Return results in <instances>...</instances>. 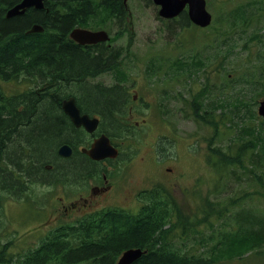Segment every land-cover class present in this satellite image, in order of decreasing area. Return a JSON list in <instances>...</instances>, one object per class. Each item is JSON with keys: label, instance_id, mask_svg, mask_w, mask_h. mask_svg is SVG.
Masks as SVG:
<instances>
[{"label": "rangeland", "instance_id": "374dc122", "mask_svg": "<svg viewBox=\"0 0 264 264\" xmlns=\"http://www.w3.org/2000/svg\"><path fill=\"white\" fill-rule=\"evenodd\" d=\"M119 5L126 7L127 16L110 17L101 5H95L86 25L104 29L110 36L101 55L107 59L108 70L64 82L58 92L73 95L79 106L97 115L100 124L94 134L107 135L121 151L105 164L81 153L93 135L67 122L56 124V109L48 98L30 121L22 117L23 125H13L18 118L5 120L3 125L11 124L15 132L4 152L14 153L17 163L23 149L20 140L33 141L24 144L26 174L18 179L11 174L17 167L9 163L6 185L0 187V249L10 242L5 246L9 254L10 248L13 253L28 252L46 238L45 233L61 225L119 207L128 209L121 210L127 215L118 222L122 229L133 224L139 206L150 200V205L165 211L160 244L196 263L264 264V242L255 252L240 239L229 243L223 239L232 232L238 215L264 216V192H255L259 185L256 177L251 178L256 169L247 161L243 163L247 168L229 163L234 149L242 144L240 132L247 135L244 144L249 153L255 140L250 132L264 124L257 114V101L264 94V0H206L214 23L205 27L165 21L151 0H125L124 7ZM214 34L228 42H217L215 36L210 44ZM33 81L26 77L0 80L12 109H19L12 94L28 93ZM120 85L129 89L123 104L93 90L102 86L122 94ZM196 92L200 96L195 100ZM135 93L137 99H133ZM31 99L30 108L36 103ZM103 102L108 104L101 107ZM28 111L27 105L23 112ZM38 124L40 128L35 129ZM8 129L0 128V145ZM65 142L74 148L71 157L57 154V147ZM223 150L228 162L219 177L213 166ZM31 155L42 160L40 168L31 163ZM253 160L259 164L262 158L254 154ZM103 171L112 185V201L78 204L74 212L66 209L78 194L101 183ZM143 188L140 200L132 203L131 195ZM125 195L129 201L122 203ZM167 196L170 206L161 202ZM102 203L106 207L100 209ZM68 241L79 240L72 235ZM4 261L0 259V264Z\"/></svg>", "mask_w": 264, "mask_h": 264}, {"label": "trees", "instance_id": "16d2710c", "mask_svg": "<svg viewBox=\"0 0 264 264\" xmlns=\"http://www.w3.org/2000/svg\"><path fill=\"white\" fill-rule=\"evenodd\" d=\"M19 2L20 0H0V79L12 80L20 75L34 77L37 73L41 77V82L43 81L41 86L43 87V83L49 85L44 86L47 88L45 91L33 88L24 93L18 102V110L12 109L10 102H7L10 100L9 94L0 87V128H10L3 132L0 161L4 151H7L8 141L15 132V127L11 128V124L3 125L5 120L18 118L19 120L12 124L23 125L22 117L26 116L27 121H30L28 118L35 114L40 103L48 98L51 101L50 106L56 109L54 116L56 124L69 123L67 116L60 111V99L56 98L60 94L58 91L62 83L82 80L94 72L108 70L106 57L101 58L106 45L105 47L100 43L83 45L73 41L68 35L72 27L87 25L94 15L95 5H101L103 7L101 10L106 11L110 17H119L124 11L119 5L122 0H44L42 10L30 7L23 14L6 18L5 11ZM179 21L188 24L187 15L182 14ZM34 23L42 25L45 30L42 33H28L30 25ZM75 63L82 64L75 68ZM51 83H56L57 86L48 89ZM262 88L264 89V85ZM93 90L110 94L117 104L123 103V96L117 89L109 90L97 86ZM12 95L14 98L19 97L18 94ZM31 98L36 103L30 108ZM104 104L108 103L103 102L100 106L103 107ZM27 105L29 111L25 115L23 110ZM79 107L81 111L86 112L83 105ZM34 128H40V124ZM250 136L255 137V140L249 147V163L256 169L253 175L256 177L255 183L264 188V166L253 160L254 151L264 159V128L252 130ZM30 141H33L32 138ZM30 141L21 139L18 144L20 148L25 149L24 144H29ZM226 155H228L226 151H222L221 159L217 161L219 177L225 167L222 160L228 162L225 159ZM243 155V148L240 147L232 155L229 163L234 165V168H247L241 161ZM29 158L37 167L42 165L40 158H32V155ZM157 195L161 198V194ZM161 202L170 206L172 200L167 196ZM164 212L163 207L150 205L148 200L140 208L139 215L133 216L135 217L133 224L122 229L119 228L118 222L127 215L120 210L90 214L81 220L78 224L80 227H77V224L66 225L57 232L48 233V236L40 241V245L26 255L28 261L25 264H78L85 261H88V264H114L120 253L129 247L146 250L131 264H195L196 261L193 259L178 253L170 246L160 244ZM72 235L79 240L75 244L68 241ZM223 239L226 243L240 239L245 247L257 252L264 242V216L255 217L250 212L238 215L232 232H228ZM196 264L204 262L199 261Z\"/></svg>", "mask_w": 264, "mask_h": 264}, {"label": "water", "instance_id": "95a60500", "mask_svg": "<svg viewBox=\"0 0 264 264\" xmlns=\"http://www.w3.org/2000/svg\"><path fill=\"white\" fill-rule=\"evenodd\" d=\"M42 0H23L19 5L10 9L6 13V17H11L18 13L23 12L26 7L35 6L39 7ZM156 4L160 5L159 14L164 17H174L182 11L185 5H188V15L192 22L195 24L205 26L210 22L211 15L205 8L204 0H153ZM31 30H41L40 27L34 25ZM70 36L81 43H96L98 41H104L108 38L107 33L104 30L91 31L87 29L74 28L70 32ZM64 107L68 109V112L72 118V121L76 126L84 125L88 131H92L97 125V119L90 118L87 114H79L73 108V100L71 98L65 100ZM66 109V110H67ZM258 113L264 116V96L259 102ZM59 153L63 156L70 154V147L68 145H62L58 149ZM92 158L98 159L107 155H113L111 147L107 138L102 135L97 138L91 145L89 150L85 151ZM139 250H128L124 252L121 264H128L133 258L139 255Z\"/></svg>", "mask_w": 264, "mask_h": 264}, {"label": "flooded vegetation", "instance_id": "af4514ba", "mask_svg": "<svg viewBox=\"0 0 264 264\" xmlns=\"http://www.w3.org/2000/svg\"><path fill=\"white\" fill-rule=\"evenodd\" d=\"M18 77L24 78L25 75H20ZM26 78L34 79V81H33V84L34 85L31 86L30 89H33L34 88L36 90H40V89L43 88V90L45 91V89H47V88H45L44 86L49 85V84H44L43 83V87L42 86L38 87L37 84L40 83L42 85V82L43 81L41 82V77H39V75L37 73L35 74L34 77H32V76H26ZM37 78H39V79H37ZM37 80H38V82H36ZM1 81H8V80H1ZM132 85H133V83H131V85H129V86H132ZM51 86H57V84L56 83L55 84L54 83H51L50 86H48V89L52 88ZM120 86L122 88L123 103H124V101H126L125 100V95L129 92V89L126 88V87H124L123 85H120ZM36 93L38 94V91H36ZM68 96H70V95H64L63 94V95H58L56 98L57 99H60V102H61L64 98H66ZM137 97H138V93L133 94V99H137ZM60 111L64 113V111L62 110V107L60 108ZM81 112L83 113V111H81ZM67 120L69 121V123H71L73 125V123L71 122V120L69 119L68 116H67ZM142 120L144 121V119H142ZM132 122L135 125H137V126L139 124V121L136 120V119H134ZM76 128H82V127H76ZM98 130L99 129L96 128V130H94L93 133L90 134V135H93L92 140H93V138H95V137L98 136V134H94V132H96ZM65 143H67V142H65ZM61 144H63V143H61ZM67 144L72 149V153L69 156V157H71V156H73L75 154V151H74V148L72 147V145H70L69 143H67ZM89 144L85 145L84 147L85 148H88L89 147ZM113 146L116 147V145H113ZM82 148L83 147H81V149ZM2 149L5 150V147H3ZM57 149H58V147H57ZM81 149H80L81 153H83L84 155H86ZM6 150H7V147H6ZM120 151H121V149L118 148V152H120ZM13 156H15L14 153H3L2 160L0 161V187H5V185H6L5 175L10 174V173H8L6 171V169L8 168L9 163L12 164V165H15L17 167V168H13L14 170L11 171V174L12 175H15V174L18 175L17 176L18 179L21 178V175L26 174V169L24 167V164H22L23 160H26V155H25V152L23 151V149L21 151V154L17 156L18 157L17 159H18V161H20V163H17V161L13 158ZM86 156L89 157L88 155H86ZM112 158L113 157H105V158H102V159H99V160H95V161H99V162L105 164V163H107ZM92 160H94V159H92ZM41 166L42 165H40L39 167H37V165H36L35 167L40 168ZM111 192H112V185L109 183V180L107 178V173L105 171H103L102 172V180H101V183H96L94 185L89 186L88 192L86 194H78L77 195V200L70 201L68 203V206L66 207V209H69L72 212H74L77 209H79L78 204H81L82 206H85L86 204H88V205L90 204V206H92V203L94 205L96 203L103 202V201H112L110 199ZM125 201H127V202L129 201L127 199V195L123 196L122 197V200H121L122 203H124ZM96 207H98V206H96ZM39 244L36 247H34L33 249L29 250L28 252H27V250L23 249L22 251H20L19 254H12L11 252H10L11 254H9L7 252L6 247H5L6 245H4V248L0 249V259L1 260H3V259L5 260L2 264H16V260L18 261V264H25V262L28 261V259L26 258V255L28 253H30L32 250H34L35 248H37L39 246Z\"/></svg>", "mask_w": 264, "mask_h": 264}, {"label": "bare ground", "instance_id": "6f19581e", "mask_svg": "<svg viewBox=\"0 0 264 264\" xmlns=\"http://www.w3.org/2000/svg\"><path fill=\"white\" fill-rule=\"evenodd\" d=\"M22 1H23V0H20L19 3L15 4V5L11 6V7H9V8L5 11V13H7L8 10H10V9L16 7L17 5H19ZM13 16H14V15H13ZM69 37H70L73 41L78 42V41L74 40L70 35H69ZM78 43L83 44V45H85V44H96V43H85V42H84V43L78 42ZM69 98H71V99L73 100V108H74L79 114H83V113H85V112H83V113L81 112V109H80V107L78 106V104H77V102H76V98H75L73 95H70V96L64 98V99L61 101V107H62V110H63L64 113L69 117V119L71 120V122L73 123V125H74L75 127H78V126H76V125L74 124V122L72 121V118H71V116H70V114H69V112H68L67 107H66V108L64 107V105H65V100H67V99H69ZM66 109H67V110H66ZM99 124H100V118H99V120H98V122H97V125H96V127L94 128V130H96V128L99 127ZM94 130H93V131H94ZM61 145H68V144H67V143H63V144H61ZM68 146H69V145H68ZM69 147H70V146H69ZM57 153H58L60 156H63V155H61V154L59 153L58 149H57ZM71 153H72V149H71V147H70V154H69L68 156H64V157H69V156L71 155ZM128 250H139V252H140L139 255L136 256L135 258H133L128 264L133 263L136 259H138V258L141 256V254H142L143 252H146L145 249L142 250V249L139 248V247H129V248H126V249H124V250L120 253V255L118 256V258H117V260L115 261L114 264H121V263H122L121 258H122V256H123L124 252H126V251H128Z\"/></svg>", "mask_w": 264, "mask_h": 264}]
</instances>
